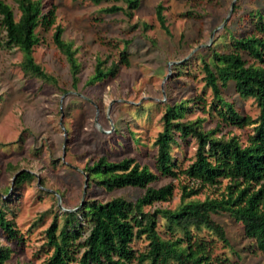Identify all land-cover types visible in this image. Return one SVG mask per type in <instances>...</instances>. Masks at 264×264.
<instances>
[{"label": "rangeland", "instance_id": "1", "mask_svg": "<svg viewBox=\"0 0 264 264\" xmlns=\"http://www.w3.org/2000/svg\"><path fill=\"white\" fill-rule=\"evenodd\" d=\"M4 1L17 18L15 0ZM42 2L44 9L53 7L54 20L46 28H35L38 42L32 47V56L56 77L57 84L25 72L20 64L23 51L18 46L0 44V195L7 200L6 215L22 234L18 242L0 233V243L12 248L7 261L31 264H43L48 255L45 231L55 213L61 225L62 212L77 210L86 199L104 201L123 195L134 200L143 193L140 186L106 190L89 184L84 166L101 154L109 159L126 155L155 170L153 140L161 128L163 104L185 99L190 107L182 119L203 117L204 129L218 125L215 135L236 134L245 141L251 129L248 125L220 122L210 108L213 93L205 84L201 56L207 59L212 47L228 48L226 28L236 36L244 35L253 30L252 13L259 9L264 14V0H140L129 16L122 10H103L112 3L126 7L123 0ZM158 3L164 6L169 32L156 17ZM56 24L63 27L62 37L72 41L80 63L75 86L69 63L52 39ZM123 49L128 63H119L113 76L88 82L98 57L108 65L118 61ZM243 56L252 61L246 53ZM221 95L241 113L257 115L255 99L241 97L233 81L221 88ZM195 146L194 137L172 146L179 166L192 160ZM20 169L32 171L34 177L16 186L15 175ZM170 181L174 185L170 199L153 201L144 205V210L174 207L180 201V183L187 182L182 174L159 175L150 184ZM216 192L217 188L206 186L191 197ZM213 217L224 226L231 249L237 251L242 264L263 262L264 252L254 248L239 221L227 212ZM145 243L144 239L133 242L136 247Z\"/></svg>", "mask_w": 264, "mask_h": 264}, {"label": "trees", "instance_id": "2", "mask_svg": "<svg viewBox=\"0 0 264 264\" xmlns=\"http://www.w3.org/2000/svg\"><path fill=\"white\" fill-rule=\"evenodd\" d=\"M123 1L126 7L112 3L103 10H122L129 16L140 2ZM15 2L19 10L17 18L11 5L0 0V28L4 30L0 44L18 46L23 51L20 64L25 72L57 84L56 77L32 56V47L38 42L35 28L38 25L46 28L53 22V7L44 9L42 0ZM163 8L161 3L156 5V17L160 26L169 32ZM252 14L251 32L236 36L226 28L230 37L228 48L212 47L207 59L201 56L205 84L213 93L210 108L220 122L238 127L248 125L251 129L245 141L236 134L215 135L218 125L204 129L203 117L182 119L190 107L185 99L163 104L161 128L153 140L155 170L126 155L109 159L101 154L84 166L89 184L106 190L140 186L144 187L143 193L134 200L123 195L104 201L86 199L77 210L62 212L61 225L55 213L45 231L48 255L43 264H242L237 251L231 249L224 226L213 217L219 212H227L239 221L244 235L253 240L254 248L264 252V14L259 9ZM62 32L63 27L56 24L52 39L69 63L72 86H75L80 63L72 41L63 38ZM119 63H128L126 49L120 51L118 61L108 65L98 57L88 82L113 76ZM229 81H233L241 97L255 99L259 108L255 117L241 113L221 95V88ZM200 99L203 104L204 97ZM188 137H194L196 143L193 158L187 165L179 166L171 149ZM179 174L187 180L180 183V201L174 207L144 210L143 206L153 201L170 199L173 192L171 181L159 186L150 183L159 175L176 177ZM33 177L32 171L20 169L14 183L18 186ZM223 179L225 182L220 188ZM206 186L217 188V192L203 198L191 197ZM6 208L7 200L0 195V233L10 241L19 242L21 231L6 215ZM139 239L146 241L143 247L134 246L133 242ZM218 246L222 249L218 250ZM225 248L235 256L229 255ZM11 251L10 245L0 243V264H31L7 261Z\"/></svg>", "mask_w": 264, "mask_h": 264}, {"label": "water", "instance_id": "3", "mask_svg": "<svg viewBox=\"0 0 264 264\" xmlns=\"http://www.w3.org/2000/svg\"><path fill=\"white\" fill-rule=\"evenodd\" d=\"M227 16L224 18V21L226 20ZM87 178V177H86ZM67 210H70V209H67Z\"/></svg>", "mask_w": 264, "mask_h": 264}]
</instances>
